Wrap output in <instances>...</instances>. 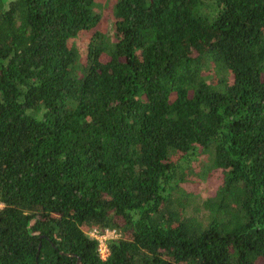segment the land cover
<instances>
[{"label": "trees", "instance_id": "16d2710c", "mask_svg": "<svg viewBox=\"0 0 264 264\" xmlns=\"http://www.w3.org/2000/svg\"><path fill=\"white\" fill-rule=\"evenodd\" d=\"M96 1L0 0V264H264V0Z\"/></svg>", "mask_w": 264, "mask_h": 264}, {"label": "rangeland", "instance_id": "374dc122", "mask_svg": "<svg viewBox=\"0 0 264 264\" xmlns=\"http://www.w3.org/2000/svg\"><path fill=\"white\" fill-rule=\"evenodd\" d=\"M115 0H97L96 1V11L102 17L101 29L105 34L111 35L112 25H113V6ZM83 47L81 46V50ZM198 162L193 164L194 171L201 172L204 175V181H191L184 184V191L189 195L187 198L186 211L187 212H197L203 218L206 217V212L203 210V203L215 196V193L220 185L219 172L212 170L210 172L206 171L210 165L208 163V157L202 156L197 158ZM200 173V172H199ZM177 196H180L178 194ZM196 214V213H195Z\"/></svg>", "mask_w": 264, "mask_h": 264}, {"label": "built area", "instance_id": "2783aa9c", "mask_svg": "<svg viewBox=\"0 0 264 264\" xmlns=\"http://www.w3.org/2000/svg\"><path fill=\"white\" fill-rule=\"evenodd\" d=\"M3 205L0 203V210ZM86 236L97 243V252L101 260H106L109 256L108 243L120 238V233L115 229L93 228L86 233Z\"/></svg>", "mask_w": 264, "mask_h": 264}, {"label": "water", "instance_id": "95a60500", "mask_svg": "<svg viewBox=\"0 0 264 264\" xmlns=\"http://www.w3.org/2000/svg\"><path fill=\"white\" fill-rule=\"evenodd\" d=\"M78 264V263H77Z\"/></svg>", "mask_w": 264, "mask_h": 264}]
</instances>
